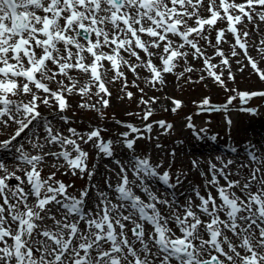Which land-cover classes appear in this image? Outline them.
<instances>
[{
  "label": "snow or ice",
  "instance_id": "1",
  "mask_svg": "<svg viewBox=\"0 0 264 264\" xmlns=\"http://www.w3.org/2000/svg\"><path fill=\"white\" fill-rule=\"evenodd\" d=\"M257 21L264 23V0H0V126H15L11 137L0 141V151L11 153L14 148L18 162L10 170L0 158V264H264V160L254 152L249 151L252 164L247 165L250 172L244 182L228 180L223 168L210 164L213 175L208 183L216 195L197 192L199 203L189 199L184 205L151 190L154 179L175 188L179 177L171 183L169 172L160 173L159 165L153 166L147 157L133 156L130 167L121 164L118 182L108 184L114 196L101 191L92 204L89 190L73 196L55 172L44 178L40 170L51 156L62 159L73 175L91 176L89 154L81 144L112 156V142L101 137L99 128L86 134L68 128L64 136L39 111L44 105L63 113L66 96L72 94L95 95L106 108L109 71L112 82L122 80L127 87L122 67L137 78V69L143 68L154 87L181 62L184 72H192L191 57L201 60L207 76L226 88L223 72L216 69H227L228 79L234 80L230 60L243 55L264 81V69L249 53L250 31L238 27L247 22L258 30ZM228 34L234 43L226 54L221 45L229 43ZM259 44L257 51L264 57V40ZM206 48L213 49L212 55ZM216 57L219 64L212 63ZM80 77L87 79L81 83ZM238 95L246 102L264 97V91ZM172 103L173 112L181 107L179 101ZM80 107L99 111L95 104ZM200 107L220 110L208 98ZM151 115L148 108L141 119ZM60 118L67 123V117ZM188 119L187 126L194 128ZM123 126L130 132L121 134V142L133 150L136 140L144 137L137 127ZM151 130V124L144 128ZM130 133L138 135L130 139ZM22 140L37 154H28ZM54 146L59 151H52ZM217 175L226 184L221 185ZM161 206L167 208L166 215Z\"/></svg>",
  "mask_w": 264,
  "mask_h": 264
},
{
  "label": "rangeland",
  "instance_id": "2",
  "mask_svg": "<svg viewBox=\"0 0 264 264\" xmlns=\"http://www.w3.org/2000/svg\"><path fill=\"white\" fill-rule=\"evenodd\" d=\"M256 24H258V30L254 25L247 24V22L238 27H240L241 31H250V35L247 38L249 53L257 61L258 66L264 69V57L257 51V48L260 47L259 42L264 40V23L257 21ZM218 27H226V25L218 24ZM211 38L215 42L214 31L211 33ZM227 39L229 43L221 45L226 54L230 52L231 45L234 43L230 34L227 35ZM201 44L203 45L204 42L201 41ZM250 47L253 53L250 52ZM206 51L209 55L213 53L212 48H206ZM219 60L220 58L216 57L212 63L219 64ZM129 62H134V60L129 59ZM230 64L231 74L235 77L234 80L228 79L229 72L227 69L222 66L216 69L218 73L223 72L222 79L225 80L226 88L214 83L212 78L207 76L201 60H193L191 57H189L188 66L193 68L192 72H184L185 65L181 62L173 73L164 74V83L162 85L156 84L154 87L146 79L150 76V73L143 68L137 69L139 73V78H137L126 67H122L121 71L124 72L126 77L127 87H124V81L122 80L112 82L113 73L111 71L107 72L105 76V83L111 93L110 96L106 97L109 101L106 108H101L95 95L81 97L80 95L72 94L66 96L68 107L63 113H59L55 106L48 107L44 105L40 106L39 111L41 116H49V118L52 116L53 118H50L51 126L64 136L69 135L68 128H74L78 133L86 134V132L90 131L91 127H94L99 128L101 130V137L105 141H111L113 145L115 139L118 138L117 148L124 154L122 157H119L121 160L129 162L133 156L149 158L153 166L159 165L157 170L160 173L169 172L172 177L171 183H176V177H179V183L175 187L176 191L181 190L184 186L189 188L185 193L178 192L183 200L187 198L195 203H199L198 198L193 196L191 190L197 189V191L203 194L202 196H207L209 191H211L213 196L216 195L214 187L208 183L212 179L210 177L213 175L210 172V164H214L217 169L223 168L224 172L228 174V180H240L244 182L250 172V168L247 165L252 164L249 151L254 152L264 160V134L261 133L262 138H259V136L256 138L252 135L255 134L256 130H264V97L254 96L245 102L241 101L238 95L245 92L264 91V81L260 80L258 75L249 67L243 55L232 58ZM241 69L243 70L241 71ZM180 73H183V75L179 76ZM80 79L81 83H83L87 78L80 77ZM49 86L53 89L56 87L54 83H50ZM79 86L77 85V87ZM232 89H235V91H232ZM93 92H95V89H93ZM128 92L132 93L131 99L127 97ZM230 97H235V99H232L229 104ZM153 98L155 100H167L170 104L169 99L179 100L181 107L175 112L172 111L173 106L162 107L158 113L152 110L154 122L161 120L166 123H173V130L170 134L162 136L165 129H159L157 124L153 123L155 131L158 132L159 136L153 135L150 140L149 137L145 136V140L143 141L137 139L133 150L127 151L121 142L122 138L119 139V131L116 130L111 134L109 131L110 126L114 125L118 130L123 128L128 132V128L123 126V124H126L124 122L130 121L136 113H141L148 109L145 104L141 103L142 100L149 101ZM205 98L210 100L211 106L220 110L202 109L200 105ZM93 99L95 101L92 104H95L96 109L99 111L80 107L81 104L92 105ZM230 105L233 106L230 107ZM247 109L256 110L255 114L247 111ZM61 116L67 117V123L60 118ZM189 117L191 118L190 122L194 125V128L191 129L187 126ZM70 118L71 121H69ZM225 119H228L227 124H225ZM117 121H121L123 124L117 123ZM14 128L15 126L13 125L10 132H6L4 135L0 131V140L5 139L7 135L11 136ZM251 130L254 133L249 135ZM38 131L41 136L44 135L42 127ZM141 134L144 137L147 132L142 131ZM151 134L149 133L148 135ZM136 135L138 134H131L129 138L131 139ZM213 137L215 139H212ZM148 143L151 144L150 147H148ZM200 145L203 146V151L199 150L201 156H191V147L197 146L199 148ZM87 146L93 149L90 150ZM230 146L232 149H235V154L227 150V147ZM81 147L88 153H98V150L91 144H81ZM252 147L255 149L252 150ZM51 150L59 151V148L54 146ZM170 150L171 152H175V155H171ZM184 150L186 153H184ZM44 151H48V148L46 147ZM26 152L30 155L37 154L34 149H26ZM156 152H158V155L154 156ZM205 153L206 155L204 156ZM11 154L9 153V155ZM92 155H88V163L90 157H93ZM182 156H186L183 157V159L185 158L184 162H179ZM106 160H108L106 166L109 163L111 164L109 158L106 157ZM45 161L40 166L41 174L44 178H47L50 173L55 172V178L65 185H69L68 192L73 196H78L80 192L86 190L89 182L88 176L85 177V174L80 172L73 175L64 161L50 159L51 164L49 165ZM193 161L199 162V164L196 163L194 166ZM229 161H231L230 164L228 163ZM224 165H227V167L225 168ZM233 173H235V176H232ZM128 175L130 179L134 178L131 172H128ZM217 179L221 185L226 184L223 176L217 175ZM118 180L117 176L115 179L116 183ZM150 183L152 189H155L158 195L171 200V191L161 188L158 180L154 179ZM103 184L105 185V183ZM204 185L209 189L204 188ZM164 209L161 208L163 214H165Z\"/></svg>",
  "mask_w": 264,
  "mask_h": 264
},
{
  "label": "bare ground",
  "instance_id": "3",
  "mask_svg": "<svg viewBox=\"0 0 264 264\" xmlns=\"http://www.w3.org/2000/svg\"><path fill=\"white\" fill-rule=\"evenodd\" d=\"M250 52L251 53H253V51H252V48L250 47ZM143 80V79H142ZM113 97V96H112ZM169 99V98H168ZM95 100L93 99L92 100V102H91V104L94 102ZM149 103L148 104H145V106L146 107H148V108H151L152 110H154L155 112H159V110L160 109H162V107H172V105L170 104V103H168V101L167 100H164V99H157V100H155V102L154 103H152V100H149L148 101ZM51 119L53 118L52 116L50 117ZM49 117H48V119L49 120H51ZM134 121L136 122V125H138V126H140L141 124H142V122L138 119V118H135L134 119ZM13 127V126H12ZM12 127H9V128H4V127H2V126H0V129L3 131V135L4 134H6V132H4L5 130H7L8 132L10 131V129L12 128ZM111 128H110V133L111 134H113L116 130L117 131H121L120 129L118 130V128L116 127V126H114V125H111L110 126ZM263 128H264V126H263ZM262 128V129H263ZM91 129H94V128H91ZM262 130H256V132L255 133H260ZM264 131V130H263ZM122 133H125V131L124 130H122L121 132H120V134H122ZM251 133H254V131L253 130H251V132H250V135H251ZM120 134H119V136H120ZM259 136V138H262L263 136L262 135H258ZM258 136L257 135H255V137L256 138H258ZM6 138H8V135L6 136ZM117 142H118V138L117 139H115V141H114V145L112 144V149H113V152H112V155L116 158L117 156L118 157H122V155H124L123 154V152L120 150V149H118L117 148ZM40 143H43V141L41 140L40 141ZM151 146V144H149L148 143V147H150ZM198 146V145H197ZM197 146H192L191 147V149H192V152L190 153L191 154V156H198V157H200L201 155L199 154V150H201V151H203V146H201L200 145V147L198 148ZM90 150H92L91 148H90V146H87ZM24 148L25 149H33L32 148V145L31 144H29L28 142H26V143H24ZM46 148V147H45ZM152 150H153V148H151ZM213 149V148H212ZM155 152V151H154ZM100 153V152H99ZM15 155H17L16 153H14V157H15ZM156 155H158V152H156L155 153V155L154 156H156ZM206 155V153L204 154V156ZM104 154L103 153H100V156L98 157V158H94V160H92L91 161V164H90V166H89V171L92 173V175L90 176V182H89V186H90V189L92 190V191H94V192H92L91 191V193H90V197H91V199L89 200L90 201V204H92L94 201H95V198L97 197V195H98V193L99 192H101V191H104V192H107L110 196H114V194L110 191V189L108 188V186L107 185H104L103 183H105L104 182V180L106 179L107 180V178H105V173L109 170V168H107V166H106V161L103 159L104 158ZM4 157V156H3ZM0 158H1V156H0ZM185 159V158H184ZM184 159H183V157H182V159H179V162H184ZM124 162V161H123ZM45 163L46 164H51V161H50V158H49V156H48V158L46 159V161H45ZM7 165H8V167H9V169L10 170H14L15 169V167H16V163H15V161H12V162H10V163H7ZM107 165H108V163H107ZM51 166V165H50ZM109 166V165H108ZM21 167H24V166H21ZM17 174H21V173H17ZM235 176V173H233L232 174V176ZM118 176V172H117V170L115 169V171L114 172H112L111 174H110V178H111V180H108V181H112V185H114L115 183H116V181H115V179H116V177ZM118 178H119V176H118ZM204 188H207L206 187V185H204ZM207 189H209V188H207ZM135 191H137V194L138 195H141L142 197H146L145 196V194L144 193H142V192H140L138 189H134ZM155 193H156V191H155V189H152ZM189 190V188H187V187H183L181 190H179L180 192H182V193H185V192H187ZM179 191H177V193H175V194H173L172 195V198H171V200H174V201H176L179 205H184L185 204V202H187L189 199H182L180 196H179ZM192 191V193H193V196L194 197H197V192H199V191H197V189H193V190H191ZM191 193V192H190ZM199 194L200 195H203V194H201L200 192H199ZM161 208H165V207H161ZM164 213H165V215L167 214V208H165L164 210ZM51 222L49 221V224H50Z\"/></svg>",
  "mask_w": 264,
  "mask_h": 264
}]
</instances>
